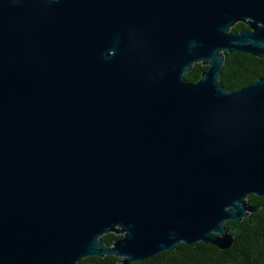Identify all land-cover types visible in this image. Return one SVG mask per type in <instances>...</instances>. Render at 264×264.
I'll list each match as a JSON object with an SVG mask.
<instances>
[{
  "label": "water",
  "instance_id": "95a60500",
  "mask_svg": "<svg viewBox=\"0 0 264 264\" xmlns=\"http://www.w3.org/2000/svg\"><path fill=\"white\" fill-rule=\"evenodd\" d=\"M225 53L264 59V0H0V264L230 249L264 197V78L226 90Z\"/></svg>",
  "mask_w": 264,
  "mask_h": 264
},
{
  "label": "trees",
  "instance_id": "16d2710c",
  "mask_svg": "<svg viewBox=\"0 0 264 264\" xmlns=\"http://www.w3.org/2000/svg\"><path fill=\"white\" fill-rule=\"evenodd\" d=\"M248 29L245 24L238 23L233 32ZM208 67L196 64L185 75V80L196 83ZM264 78V59L242 53H225L220 82L222 86L235 92L249 84ZM248 204L258 211L242 222H227L225 225L235 238L234 245L227 250L216 246L198 243L195 247L180 244L172 252L160 254L153 259L132 264H264V197L250 196ZM122 236L109 233L102 237L106 246H112ZM78 264H123L114 256L89 257Z\"/></svg>",
  "mask_w": 264,
  "mask_h": 264
}]
</instances>
